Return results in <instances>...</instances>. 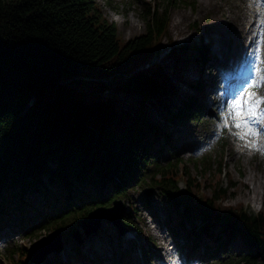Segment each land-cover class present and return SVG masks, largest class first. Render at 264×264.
Here are the masks:
<instances>
[{"label":"trees","instance_id":"obj_1","mask_svg":"<svg viewBox=\"0 0 264 264\" xmlns=\"http://www.w3.org/2000/svg\"><path fill=\"white\" fill-rule=\"evenodd\" d=\"M183 3L189 1L150 4L143 17L147 32L123 42L117 25L104 18L93 0H0V228L16 221L25 224L30 212L48 231L68 224L77 228L92 209L110 206L119 197L130 199L132 182L148 181L169 205V229L173 237L186 238L182 247L189 254L202 242L210 254H227L229 244L239 239L242 252L216 264H264V211L254 214L244 204H226L229 188L219 180L209 183L211 171L221 179L227 144H220L216 170L211 155L189 159L200 178L184 157L175 155L179 146L173 142L174 127L199 123L201 105L197 95L174 104L171 98L179 93L173 80L150 60L168 34L170 8ZM194 28L199 29L197 21ZM150 48L149 66L131 75L124 89L142 96V102L156 100L162 110L156 122L146 112L119 113L113 102L75 99L66 89L85 69L109 74ZM182 48L195 53L202 68L206 65L203 42ZM177 50L172 43L169 53ZM193 88L202 94L206 90L200 81ZM46 94L52 101L45 106L41 100ZM164 148L173 156L162 164ZM131 209L137 211L134 205ZM127 216L124 224L144 234ZM35 228L26 235L32 236ZM16 255L21 264L30 263L27 248L7 251V259L18 264Z\"/></svg>","mask_w":264,"mask_h":264},{"label":"rangeland","instance_id":"obj_2","mask_svg":"<svg viewBox=\"0 0 264 264\" xmlns=\"http://www.w3.org/2000/svg\"><path fill=\"white\" fill-rule=\"evenodd\" d=\"M93 1L104 18L117 25L121 40L126 42L147 32L146 20L143 17L147 10L152 8L150 4L162 3L163 0H111V4H109V0ZM187 1L189 3L170 8L168 34L161 39L156 55L151 58L150 63H160L164 71L173 80L175 88L179 92L176 97L171 98L176 105L179 104L181 98L193 92L189 86H192L197 78L192 75V72L199 73L201 71V66L195 61V53L191 51L186 54L182 48L184 45L195 46L203 42L207 48L208 56H210L211 46L208 44L210 42L212 44V56L219 60L221 66L217 67L214 64L209 69L206 68V65L204 66L207 73L202 76L201 80L208 84L209 88L208 99L202 102L206 111L200 116L199 123L187 121L185 125L180 124L178 126L179 130L177 129L178 132L176 136L174 135V142L179 148L175 155L184 157L191 173L200 178L195 162L188 159L201 160L204 156L211 155L214 160L213 167L216 170L222 153L218 139L221 134L224 135L226 141H228V146L223 153V174L220 179L217 171H211L208 174L209 183L218 182L219 180L222 185L229 188V194L224 198L226 204L232 206L244 204L245 209L247 208L248 211L257 214L264 211V191L262 188L264 186V152L261 151L264 150V134L260 137L261 142L259 143L256 140L249 142V137L237 138L234 134L237 132H231L233 127L227 123L223 111L228 107L226 105L228 99H225L228 89L234 87L233 83L229 84L227 80L228 75H231L229 69L235 70L237 68L233 65V59L248 57L246 62L251 65L254 62L251 56L254 47L250 45L254 38V41L259 40L258 43L262 48V65L256 69L259 68L264 72V0ZM197 3L198 6L195 10ZM184 17L185 19H183ZM195 21L200 23L201 33L194 29ZM175 24H179L178 30L173 27ZM172 43H175L178 49L176 54L169 53ZM152 50L150 48L141 56H136L130 61L121 62L119 67L109 74L101 70L85 69L83 70V76L78 77V80L74 79L66 86V89L75 99H83L88 102L91 100L113 102L117 104L119 113L125 111H131L132 113L146 112V116L156 122L160 116L159 112H162L156 106V100L147 98L142 102L143 99L138 94H130L128 99H124V94H128L124 89L127 79L135 72L149 66L148 60ZM222 66L225 69L217 72V81H214L213 74ZM190 72L191 76L189 75V78L185 77ZM223 87L225 89L222 91L221 88ZM254 92L257 96L264 97V77L256 79ZM194 94L198 93L195 92ZM197 96L199 97V95ZM51 101L52 97L48 94L41 100L45 106ZM213 101H216V111H214ZM263 108L264 105L260 109L261 115H264ZM230 110L232 112V106ZM224 124L227 128H224L223 133L221 128ZM157 153L158 151H156ZM172 156L173 154L167 152L164 148L159 156V161L162 164L167 163ZM149 187H154V190L152 195L147 197L146 190ZM180 187L182 190L185 189L184 181L180 183ZM212 189L213 187L210 186L209 188L206 187L205 190L207 193H211ZM128 190L130 199L125 197L120 199L130 205L127 212L132 210V205L135 206L137 211L133 210V213L128 217L132 218L143 230L144 236L141 237L136 233H130V235H133L132 238L129 234L122 236L113 223L102 220L98 233L91 234L88 237L80 228L82 242L79 244L73 237L74 228L71 224H68L61 230L63 250L60 253L53 252L49 254L41 264H57L56 259L59 256L68 264L71 262V264H164V262L157 259L156 254H159L165 260L167 257L173 258L175 264H187L189 257L186 255L185 250L180 248L185 246V240L182 236H178V245L175 238L170 235L166 223L170 207L161 196L160 190L150 185L148 181L141 185L132 182ZM145 199H148L149 203ZM172 213L171 217L175 219L174 210ZM24 221L32 222L19 227L11 224L10 228L0 231V264H14L5 259L6 251L12 248H29L39 240L38 234L41 237L49 235V231L32 217L31 212L26 215ZM33 223L36 228L30 232L32 236L26 235L27 230H32L35 227ZM199 223L200 220L197 219L196 224ZM92 226L93 223H89L88 227L91 228ZM219 230L220 227L216 226L213 232L217 233ZM5 233L9 234L3 235ZM209 244H212V242ZM43 245V248H48L55 246V243L47 240L41 247ZM76 248L80 249V254H84V259H78ZM228 248L227 254L220 253L216 255L217 257L210 259L204 258L202 260L196 255L197 259L193 261V264H216L221 259L232 257L233 252L241 253L243 245L239 239H236L229 244ZM205 249L206 247L201 244L199 251L203 252ZM144 250H146V254H144ZM247 251L246 248L244 252L247 253ZM20 259V256L16 255L15 261L18 264H21Z\"/></svg>","mask_w":264,"mask_h":264},{"label":"water","instance_id":"obj_3","mask_svg":"<svg viewBox=\"0 0 264 264\" xmlns=\"http://www.w3.org/2000/svg\"><path fill=\"white\" fill-rule=\"evenodd\" d=\"M153 188H149L147 190V195L150 196L152 194ZM128 208V203L121 199L115 200L112 207H99L92 210L87 217L83 219L81 222L82 228H84L86 235L90 236L92 233H98L99 228L101 227V221L106 219L111 221L120 231L121 234H125L127 232V228L122 224V214ZM203 211V210H201ZM89 223H93L91 228L88 227ZM73 236L81 243L82 242V234L79 230H75L73 232ZM62 234L60 231L53 232L49 234L47 237H42L35 243H33L29 248V254L32 260H36L41 262L46 255H48L52 251L60 252L62 250ZM47 240H51L55 243V246L43 248L44 245H41Z\"/></svg>","mask_w":264,"mask_h":264},{"label":"snow or ice","instance_id":"obj_4","mask_svg":"<svg viewBox=\"0 0 264 264\" xmlns=\"http://www.w3.org/2000/svg\"><path fill=\"white\" fill-rule=\"evenodd\" d=\"M262 105H264V97L257 96L252 90H246L234 101L232 113L235 127L243 130L241 139L261 135L260 130L255 126V122L261 115Z\"/></svg>","mask_w":264,"mask_h":264},{"label":"bare ground","instance_id":"obj_5","mask_svg":"<svg viewBox=\"0 0 264 264\" xmlns=\"http://www.w3.org/2000/svg\"><path fill=\"white\" fill-rule=\"evenodd\" d=\"M202 4L204 5L205 3L203 2ZM183 19H185V17H184ZM178 25H179V24H175L173 27H174L175 29L178 30V28H179ZM253 44H254V42H253V40H252V42H251V46H253ZM189 75H190V74H188L186 77L189 78ZM189 81H191V79H189ZM198 106H199V104H198ZM257 149H258V147H257ZM260 150H261V149H260ZM261 151L264 152V150H261ZM262 188H263V191H264V186H263ZM155 256H156L157 258H159V259H162V256H160L159 254H156Z\"/></svg>","mask_w":264,"mask_h":264}]
</instances>
